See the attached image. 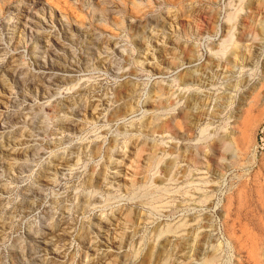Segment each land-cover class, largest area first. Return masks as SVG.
Masks as SVG:
<instances>
[{"label":"rangeland","instance_id":"rangeland-1","mask_svg":"<svg viewBox=\"0 0 264 264\" xmlns=\"http://www.w3.org/2000/svg\"><path fill=\"white\" fill-rule=\"evenodd\" d=\"M0 264H264V0H0Z\"/></svg>","mask_w":264,"mask_h":264},{"label":"bare ground","instance_id":"bare-ground-1","mask_svg":"<svg viewBox=\"0 0 264 264\" xmlns=\"http://www.w3.org/2000/svg\"><path fill=\"white\" fill-rule=\"evenodd\" d=\"M248 8L249 9H251V10H256L257 8H253V3H250L249 5H248ZM253 12V11H252ZM251 26V25H250ZM245 42V41H244ZM232 56L234 57V58H237L238 56H240V53H239V50H234V51H232ZM232 61V60H231ZM225 103V102H224ZM186 116V115H185ZM188 116V115H187ZM167 168V167H166ZM166 171H168L167 169H166ZM129 219H131V217L129 216L128 217ZM128 219V220H129ZM185 243V242H184Z\"/></svg>","mask_w":264,"mask_h":264}]
</instances>
